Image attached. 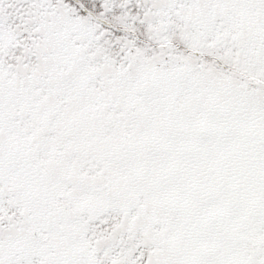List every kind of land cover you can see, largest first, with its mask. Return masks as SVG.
I'll return each instance as SVG.
<instances>
[{"label":"snow or ice","instance_id":"snow-or-ice-1","mask_svg":"<svg viewBox=\"0 0 264 264\" xmlns=\"http://www.w3.org/2000/svg\"><path fill=\"white\" fill-rule=\"evenodd\" d=\"M0 264H264V0H0Z\"/></svg>","mask_w":264,"mask_h":264}]
</instances>
